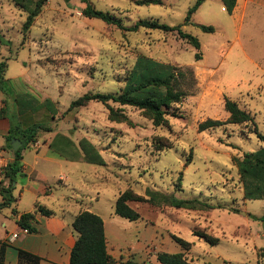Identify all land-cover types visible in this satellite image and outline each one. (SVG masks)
Instances as JSON below:
<instances>
[{
    "label": "rangeland",
    "instance_id": "rangeland-1",
    "mask_svg": "<svg viewBox=\"0 0 264 264\" xmlns=\"http://www.w3.org/2000/svg\"><path fill=\"white\" fill-rule=\"evenodd\" d=\"M141 1L47 0L24 34L28 11L14 0H0V62L7 64L5 79L11 89H0V108L8 115L0 116L5 118L0 126H10V121L22 128L47 126L51 131H41L28 148L51 149L63 158L85 160L81 142L91 144L103 162L83 161L72 176L84 191L75 199L76 206L83 211L93 208L108 221L121 193L132 190L143 196L146 202L129 203L140 219L122 218L129 224L123 233L139 264L154 263L159 251L184 252L172 234L192 243L185 256L193 264H264V222L259 220L264 199L244 197L234 161L264 147L255 133L264 135V15L250 8L242 43H235L237 29L229 12L221 10V0H207L188 25L183 24L196 0ZM87 4L122 25L84 16ZM26 6L34 8L33 3ZM141 19L182 25L199 39L200 50L176 31L132 30ZM199 24L215 31L204 32ZM143 57L192 72L181 86L187 96L175 106L178 115L168 116L166 124L153 125L143 110L129 105L110 102L131 123L112 120L108 105L96 100L70 107L86 93L120 92ZM226 98L249 112L253 121L200 132L198 125L207 119H228ZM2 148L13 155L0 135ZM46 168L50 184L66 172L58 165ZM64 188L58 182L53 185L59 201ZM172 198L187 201V207L172 206ZM95 199L99 201L93 206ZM50 205L57 209L58 202ZM194 231L219 242L210 245Z\"/></svg>",
    "mask_w": 264,
    "mask_h": 264
},
{
    "label": "trees",
    "instance_id": "trees-1",
    "mask_svg": "<svg viewBox=\"0 0 264 264\" xmlns=\"http://www.w3.org/2000/svg\"><path fill=\"white\" fill-rule=\"evenodd\" d=\"M20 7L28 11V17L23 25L24 34H26L34 24L35 18L40 14L42 7L47 0H14ZM207 0H196L189 8L183 25H188L191 22V17ZM226 11L232 14L237 0H221ZM26 3H33L34 8L29 9ZM143 4H161V0H142ZM83 15L89 18H97L105 21L108 24L121 26V20L113 17L109 13L95 9L87 4L83 10ZM202 31L213 33V26L203 24L197 25ZM159 29L163 31H176L180 38L186 40L190 45L198 51L201 48L199 39L182 30V25L170 26L160 23L158 20L141 19L132 30L139 28ZM196 59H201L200 52L195 55ZM7 64L0 62V89L7 92V82L5 79ZM192 75V72L182 70L170 64H164L154 61L150 58H140L135 65V68L128 74L125 79V85L120 92L115 93H86L78 100L71 103V108L82 106L89 101L96 100L102 102L109 107L110 118L114 121L131 123L128 116L119 109H115L110 105V102L120 106L129 105L143 110L152 120L153 125L161 126L168 122V116H177L179 105L187 96V93L181 89L182 83L187 79V76ZM12 93V92H11ZM10 94V93H8ZM225 109L229 113L226 121L207 119L198 125L200 132L209 129H215L227 124H247L253 121L251 114L243 110L236 101L229 98L225 99ZM0 116L7 118L4 108L0 109ZM51 131L47 126L35 123L26 128L15 126L13 121H10V128L6 135L7 146L13 151L11 142L13 139H18L22 145L18 150L13 151V160L9 162L2 170L3 179L0 181V212L5 208H11L16 201L13 196L15 189L14 183L17 177L23 172V152L26 148L37 142L38 135L41 131ZM260 141L264 143V135L258 131L255 132ZM85 161L93 164H102L103 160L98 153L93 150L91 144L83 140L81 142ZM234 161L238 166V171L241 176L244 186V197L249 200L264 199V147L255 152L244 153L241 159L235 158ZM7 180L8 184L3 182ZM146 202L147 200L132 190H127L120 194L114 206V214L125 218L129 221H137L140 219V214L130 206V202ZM188 202L185 200L171 199V205L177 208L187 207ZM13 214H17L15 209H12ZM40 213L45 217H50L55 212L41 204H36L34 212L22 213L18 218V225L22 229H27L29 232L35 231L36 214ZM264 222V214L259 219ZM73 229L78 234V238L74 247L71 250L69 264H117L108 252L107 240L105 234V226L103 218L88 210L81 211L76 215L73 223ZM194 235L202 238L210 245H217L219 239L205 232L194 231ZM171 237L176 241L184 252L169 253L159 251L156 253V259L160 264H193L188 261L185 256V251H189L192 243L187 240L172 234ZM9 247L6 241L0 240V264H5L6 250ZM18 264H40L41 258L29 251L18 248ZM121 264H139L134 258H129Z\"/></svg>",
    "mask_w": 264,
    "mask_h": 264
},
{
    "label": "crops",
    "instance_id": "crops-1",
    "mask_svg": "<svg viewBox=\"0 0 264 264\" xmlns=\"http://www.w3.org/2000/svg\"><path fill=\"white\" fill-rule=\"evenodd\" d=\"M223 7H221V10ZM250 8L256 9L255 15H264V0H237L233 13L229 14L233 17L237 29V35L234 38L235 43H242L241 34L244 19L245 15L251 12ZM2 119L5 118L0 120ZM9 128L8 124H1L0 135L5 138ZM52 152L51 149L43 152L40 148L38 150L26 148L23 152V172L14 183L13 195L16 201L11 208L0 212V240L6 241L9 245L6 250L5 264H18V248L38 255L41 258L40 264L70 263L71 250L78 238L72 223L76 215L83 211L76 206L75 199L81 197V193L84 192L78 187L72 176L84 164L83 161L85 160L82 156L80 158L75 156L71 159L63 158L62 155ZM12 160V152L5 148L0 149V168L5 167ZM47 165H50V169L53 165H58L60 172L63 170L66 172L59 173L58 177L50 184L47 176ZM2 179L3 176L0 173V181ZM56 182L65 187V192L60 196L62 201H59V197H56L53 193V185ZM3 184L7 185L8 181L5 180ZM1 200L2 198H0V202ZM63 201H68L70 204L63 206ZM98 201L99 199H95L93 206ZM57 202V209H54L53 205L50 204H56ZM36 204H41L53 210L55 214L45 217L37 213L36 224L34 225L35 231L24 233L17 223L18 218L22 213L34 212ZM12 209H15L17 214H13ZM85 210L94 212L93 208ZM94 213L101 214L98 211ZM103 220L109 254L118 261L117 264L132 258L131 254L134 250L132 242L127 241L123 233L126 231L125 228L129 226L128 222H124L121 217L114 213L108 217V221L104 218ZM13 234H18V236L14 238ZM150 264L160 263L156 259L154 263Z\"/></svg>",
    "mask_w": 264,
    "mask_h": 264
},
{
    "label": "water",
    "instance_id": "water-1",
    "mask_svg": "<svg viewBox=\"0 0 264 264\" xmlns=\"http://www.w3.org/2000/svg\"><path fill=\"white\" fill-rule=\"evenodd\" d=\"M11 145H12V149H13V151H16V150H18L19 147L22 145V142H21L20 140H18V139H13Z\"/></svg>",
    "mask_w": 264,
    "mask_h": 264
},
{
    "label": "built area",
    "instance_id": "built-area-1",
    "mask_svg": "<svg viewBox=\"0 0 264 264\" xmlns=\"http://www.w3.org/2000/svg\"><path fill=\"white\" fill-rule=\"evenodd\" d=\"M222 10L225 11V10H226L225 7H223ZM22 231H23L24 233H29V231H28L27 229H22ZM17 236H18V234H13V237H14V238H16Z\"/></svg>",
    "mask_w": 264,
    "mask_h": 264
}]
</instances>
